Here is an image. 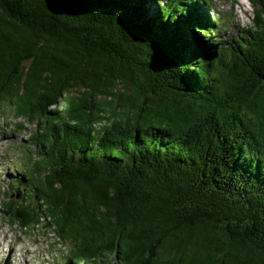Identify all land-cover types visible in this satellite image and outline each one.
<instances>
[{
	"label": "trees",
	"instance_id": "obj_1",
	"mask_svg": "<svg viewBox=\"0 0 264 264\" xmlns=\"http://www.w3.org/2000/svg\"><path fill=\"white\" fill-rule=\"evenodd\" d=\"M211 1L0 0L3 212L60 264H264V0L227 39Z\"/></svg>",
	"mask_w": 264,
	"mask_h": 264
},
{
	"label": "rangeland",
	"instance_id": "obj_2",
	"mask_svg": "<svg viewBox=\"0 0 264 264\" xmlns=\"http://www.w3.org/2000/svg\"><path fill=\"white\" fill-rule=\"evenodd\" d=\"M208 15L220 26L216 34L219 39H227L251 26V7L247 0H212ZM33 131L34 127L22 119L9 114L0 117V264H60L70 248L41 226L19 228L3 212L8 200L22 203V195L16 196V184L9 192L8 185L26 170L29 150H33L30 143ZM31 201L30 197L25 200Z\"/></svg>",
	"mask_w": 264,
	"mask_h": 264
}]
</instances>
